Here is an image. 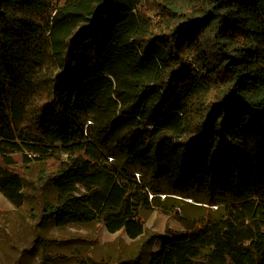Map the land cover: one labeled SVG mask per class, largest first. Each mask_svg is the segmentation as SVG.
Here are the masks:
<instances>
[{"label":"trees","instance_id":"16d2710c","mask_svg":"<svg viewBox=\"0 0 264 264\" xmlns=\"http://www.w3.org/2000/svg\"><path fill=\"white\" fill-rule=\"evenodd\" d=\"M199 1L201 15L188 17L170 0H0V192L10 202L22 204L24 167L42 160L58 191L43 215L136 238L156 189L122 156L173 191L194 186L207 204L226 203L219 219L182 218L185 233L158 235L148 264H264V0ZM190 85L203 90L204 116L185 139Z\"/></svg>","mask_w":264,"mask_h":264},{"label":"rangeland","instance_id":"374dc122","mask_svg":"<svg viewBox=\"0 0 264 264\" xmlns=\"http://www.w3.org/2000/svg\"><path fill=\"white\" fill-rule=\"evenodd\" d=\"M73 1L53 0L60 8H69ZM170 1L188 17L201 15L199 0ZM60 66L59 60L54 66L41 62L39 72L50 75ZM202 91L192 85L183 89L185 105L179 134L185 139L197 132L204 116ZM114 160L123 162L135 180L151 182L156 189L148 194L150 202L139 207L145 226L140 236L131 238L124 230L109 232L98 220L57 225L54 219L42 214L44 204L57 203L58 191L48 178L52 167L42 160L33 161L24 167L21 205H14L0 192V264H148L161 246L158 235L185 233L182 218L219 219L224 215L226 203L207 204L206 191L194 186L186 192L173 191L174 181L158 178L152 170H142L122 156ZM171 161H178V153L172 155ZM132 200L135 202L136 198ZM129 259L134 261L128 262Z\"/></svg>","mask_w":264,"mask_h":264}]
</instances>
